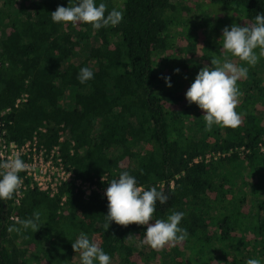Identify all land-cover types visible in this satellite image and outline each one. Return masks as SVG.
I'll return each mask as SVG.
<instances>
[{"label":"trees","instance_id":"trees-1","mask_svg":"<svg viewBox=\"0 0 264 264\" xmlns=\"http://www.w3.org/2000/svg\"><path fill=\"white\" fill-rule=\"evenodd\" d=\"M101 2L122 12L118 26L54 23L51 13L70 0H0V8L14 14L0 26V125L17 144L44 127L42 144L60 145L65 166L85 181L128 171L137 186L163 190L169 200L157 202L151 223L183 212L179 226L188 236L155 251L143 243L147 226L112 222L104 229L107 197L84 200L62 186L50 198L33 189L19 207L14 198L0 200V264H81L72 248L81 233L99 244L110 264H264V117L252 89L238 98V128L206 131L203 110L186 99L188 67L174 71L173 0H96L97 6ZM210 2L234 7L249 24L264 13V0ZM84 67L94 78L81 84ZM162 76L171 77L172 87ZM23 95L27 102L17 108ZM37 211V232L17 223ZM14 224L19 234L7 231Z\"/></svg>","mask_w":264,"mask_h":264},{"label":"clouds","instance_id":"clouds-1","mask_svg":"<svg viewBox=\"0 0 264 264\" xmlns=\"http://www.w3.org/2000/svg\"><path fill=\"white\" fill-rule=\"evenodd\" d=\"M107 12V15L105 13ZM51 19L57 24H89L93 29L99 30L109 26H118L123 20L121 11L107 10L103 2L97 6L96 0H77L75 4L69 3L68 7L58 6L51 13ZM220 43L221 54L227 53L239 61L246 62L248 66L254 67L261 57H264V13L255 16L254 22L240 26L233 23L222 30ZM179 73L180 69H175ZM248 67L238 66L235 62L225 56L223 62L212 58L211 66L205 64L200 69L194 82L186 92L188 104H196L203 110L205 130L211 131L213 126L221 128L236 129L242 124V117L237 113L238 98L242 93L238 87V81L246 78ZM94 78V73L88 67L81 68L77 79L81 84ZM167 86L172 87L171 77H161ZM26 164L19 156L8 159H0V200L9 201L17 195L22 187L23 180L19 173L28 170ZM104 180V178H102ZM105 195L108 199V214L104 229L107 231L112 222L122 227L135 224L147 226L143 243L155 251H161L168 245H175L183 242L188 232L180 227L184 217L183 212H173L166 220L156 219L154 223L153 214L156 211L157 202L160 205L167 204L169 196L163 190L151 187L145 190L137 186V180L124 171L118 179H113L107 188ZM41 213L34 212L31 218L17 221L25 230L31 229L37 232L42 226L40 223ZM21 227L11 225L7 227L9 233L21 232ZM133 239L129 234L124 241ZM72 248L79 254L81 264H110L111 257L95 241L81 233L73 242ZM75 258V257H74ZM246 264H261L258 259H248Z\"/></svg>","mask_w":264,"mask_h":264},{"label":"rangeland","instance_id":"rangeland-1","mask_svg":"<svg viewBox=\"0 0 264 264\" xmlns=\"http://www.w3.org/2000/svg\"><path fill=\"white\" fill-rule=\"evenodd\" d=\"M173 2L176 12L172 15L169 32L175 44V69L178 68L183 72V66L189 69V73L184 72L183 80H190L192 84L205 64L211 66L212 58L223 62L227 56L238 66L248 67L247 77L237 82L238 87L240 92L244 91V88L245 90L252 89L253 99L258 103V111L264 117V57H261L254 67H251L246 62L231 57L230 54L220 53L221 30L226 26L230 29L233 23L245 26L248 22L242 13L234 7L212 4L210 0H173ZM13 19L14 14L10 10L0 8V26L8 25ZM135 250L139 253L142 248L137 245ZM213 253L216 254V251ZM164 259L165 256L162 258L163 263ZM150 264H155V262L152 261Z\"/></svg>","mask_w":264,"mask_h":264},{"label":"built area","instance_id":"built-area-1","mask_svg":"<svg viewBox=\"0 0 264 264\" xmlns=\"http://www.w3.org/2000/svg\"><path fill=\"white\" fill-rule=\"evenodd\" d=\"M27 97V95H23L17 100L15 106L18 108L26 103ZM45 134L46 129L41 127L30 141L17 144L8 140L4 126L0 125V159H8L14 154H19L20 158L29 165L28 170L19 173L23 184L19 193L14 197V206L19 207L21 205L29 190H38L50 198H56L59 196L62 186L73 187L76 193L83 194L84 200H89L93 195H99L102 200L106 199L105 192L110 186L111 180L118 179V177L110 179L106 174L102 177L104 180L101 178L93 182L77 177L73 171L65 166L60 145L47 147L42 144L41 136ZM210 157L208 156L207 159ZM102 184L103 187H100ZM170 187H174L173 182ZM65 201L66 197H63L62 205Z\"/></svg>","mask_w":264,"mask_h":264}]
</instances>
